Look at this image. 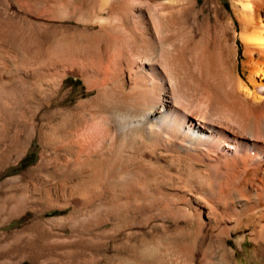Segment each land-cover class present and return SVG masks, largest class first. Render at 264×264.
Here are the masks:
<instances>
[{"label":"bare ground","instance_id":"obj_1","mask_svg":"<svg viewBox=\"0 0 264 264\" xmlns=\"http://www.w3.org/2000/svg\"><path fill=\"white\" fill-rule=\"evenodd\" d=\"M126 5L135 15L136 9L145 14L148 39L132 27ZM219 11V17L210 14L198 0H0V34L20 40L0 54V207L23 220L20 232L32 230L29 239L38 252L58 247L73 261L89 256L88 264H128L127 253L144 264L139 256L157 246L156 235L173 247L162 264L210 262L200 229L206 221L221 233L232 227L197 193L210 185L201 157L220 130L231 132L220 118L223 101L239 100L264 112V0H231L230 9L221 5ZM232 32L242 42L244 76L236 69ZM158 47L163 57L176 59L167 75L155 61ZM68 74L83 80L84 92L65 89ZM189 79L204 98L195 113L182 115L176 100ZM242 130V139L264 141V119L249 118ZM230 140L215 141L214 158L245 150L241 140ZM31 145L40 147L38 161L2 179ZM258 152L262 160L264 151ZM262 166L252 171L263 180ZM231 197L249 221L240 190L232 189ZM178 200L185 206H177ZM137 202L146 212L171 207L173 215L194 221L196 245L164 238L166 224L105 258L95 256L99 243L51 240L54 228L76 235L81 229L126 227L133 222L126 209ZM252 204V239L260 255L264 203L257 192ZM235 218L229 217L233 225Z\"/></svg>","mask_w":264,"mask_h":264},{"label":"rangeland","instance_id":"obj_2","mask_svg":"<svg viewBox=\"0 0 264 264\" xmlns=\"http://www.w3.org/2000/svg\"><path fill=\"white\" fill-rule=\"evenodd\" d=\"M198 1L202 6L206 7V10L210 14H216L218 17L220 16L219 9L221 8V5L226 6L228 9L231 8V0H216V2L212 0ZM135 11L136 13H139V15H135L134 11L131 10L128 5L124 7V12H126V14L133 20H131L132 27L135 28L136 32L138 31L137 33L139 37L148 39L147 28L149 27V23L147 24V18L145 19V14L141 13L138 9ZM14 39L15 38L12 39L11 37H6L0 34V54H2L3 51V54H5L8 49L19 46L18 43L20 44V40H17V38L15 40ZM232 40H235L237 43V59L235 60L237 66L236 69L237 72L240 71L241 75L244 76L241 66V61L243 59L242 42L239 38L234 36L233 32ZM157 51L158 53L160 51L158 55L161 56L156 55L157 58L156 56L155 58L157 60L155 61H157L160 66L162 73L167 75L166 73L172 69L171 67L175 64L176 59L174 56L168 57L165 54V57H163L162 55L164 51H161L160 47H158ZM64 85L65 89H71L73 93H82L85 90L83 80L76 74H68L64 81ZM179 91L180 93H178L177 97L178 100H176V103L179 104L176 105L177 107L179 105L181 108L179 109L178 107V112L180 114H184L186 112L188 113L190 111L195 113L198 110L199 101L204 98L201 87L193 82L192 79H189L185 86ZM220 118L223 121L224 126L231 132L220 130L218 136L215 138V141H231L230 139L236 138L238 141H242L241 145H243L245 150L236 154L232 153V156L228 158H214L216 153L214 145L217 144V142L215 143L214 141L213 145L209 146V150L207 151L206 156H204L205 158L203 156L201 157L207 161L208 164H206V170H208L206 173L210 181V185L209 191L204 193L201 192L202 190H199L197 193L199 196L204 197L209 203L215 205V207L217 206L216 208H218V212L220 213L218 216L219 219H221V221L225 219V222H227L226 224L232 227L230 229H225L224 232L221 233L219 232L220 229L215 222L206 221L200 229L201 240L209 247L210 253H212L210 255L213 256L210 257V262H208V264H264V252L260 255L255 253L257 246L252 239V231L254 229L255 222L253 220V211L251 210L254 192H257L258 195H260V198L264 203V179L262 180L261 175H256L252 171L256 165L259 164V162H261L263 165L262 168H264V156L262 160L257 159L259 153L258 151H264V141L253 140L252 142H249L239 136V134L243 131V126L249 118H253L254 122L257 123L258 121L264 119V112H260L258 110L256 111L255 107H252L245 102H240L239 100L237 102L234 99H229L222 102ZM8 125L9 132L12 133L15 128V124L11 123ZM254 131L257 135L258 127L256 125ZM5 142L9 143V140ZM1 143L2 142L0 141V148L2 145ZM248 144L250 145V148L248 147ZM39 149V145H31L27 151L21 155L18 161L12 162L11 165L7 167L6 173L4 177L2 176V179L9 178L11 176H18L25 169L34 165L38 161ZM198 159L200 158L198 157ZM235 188L240 190L245 203H247V214L251 217L249 221H247V219H245L244 216L238 212L240 208L236 206L231 197V191ZM194 196L197 195L195 194ZM176 203L177 206H185L180 200ZM134 205L136 206L130 204L126 209L128 210V212H126L127 217L133 220L132 223H127L126 227L120 226L112 228L107 225L99 229H91L93 231L89 229H81L79 230L80 236L79 233L73 235V232H71L70 229L54 228L53 230L55 233L51 240H53L54 243L57 241L56 245L67 244L70 241L78 240L88 243V245L99 243L102 250L100 249L101 253L99 255L95 254V256L103 258L105 255L112 256L117 250H121L123 245H126V251H128V247L131 246L132 242L140 241L143 238H151L155 233L156 228L166 224L168 226H166L167 235H165L164 238L170 241L185 240V242L189 245H196V235L199 232V229L194 221H186L182 214L173 215L171 212L176 208L168 207L166 208V211L153 209L154 211L146 212L144 210L145 204L137 202ZM188 209L192 211V213H196L192 210L193 208ZM171 215L173 218L170 217ZM52 216V214L47 215V217ZM230 216L231 218L236 217L235 219H239L237 225H233V222H230ZM10 217L11 216H7V213L0 207V264H88L86 262L89 260V256H84L85 260L81 258L80 260L75 259V261H73L74 259L72 257L68 256V254L63 252V249H59L58 247L50 252L45 249L38 252L37 248L34 247V245H31L30 242V239H33L34 235L32 230H30V232L29 230L20 232L23 220L19 216ZM146 218L149 219V221L143 222L142 220H145ZM159 229L162 228L160 227ZM153 239L154 240L152 242H154L157 246L150 249L149 252H145L139 256V258L145 262L144 264L148 261H151V263L153 262L152 264H162V260L172 257L173 247L170 243L162 241L156 235L153 236ZM40 244L41 242L39 245ZM154 251L157 252L155 253ZM169 251L171 252L169 253ZM50 258H52V260H50ZM53 259L55 260L53 261ZM126 260L128 261V264H138L134 260V255H128L126 253ZM52 261L54 263H52Z\"/></svg>","mask_w":264,"mask_h":264}]
</instances>
